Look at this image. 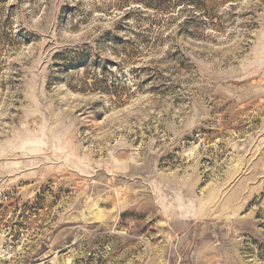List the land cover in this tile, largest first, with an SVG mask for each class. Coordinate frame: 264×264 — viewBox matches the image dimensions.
<instances>
[{"label":"rangeland","instance_id":"obj_1","mask_svg":"<svg viewBox=\"0 0 264 264\" xmlns=\"http://www.w3.org/2000/svg\"><path fill=\"white\" fill-rule=\"evenodd\" d=\"M0 264H264V0H0Z\"/></svg>","mask_w":264,"mask_h":264}]
</instances>
